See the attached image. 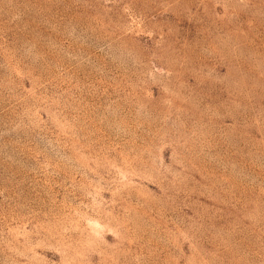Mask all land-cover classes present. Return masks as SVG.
I'll list each match as a JSON object with an SVG mask.
<instances>
[{
    "label": "rangeland",
    "instance_id": "1",
    "mask_svg": "<svg viewBox=\"0 0 264 264\" xmlns=\"http://www.w3.org/2000/svg\"><path fill=\"white\" fill-rule=\"evenodd\" d=\"M0 264H264V0H0Z\"/></svg>",
    "mask_w": 264,
    "mask_h": 264
}]
</instances>
